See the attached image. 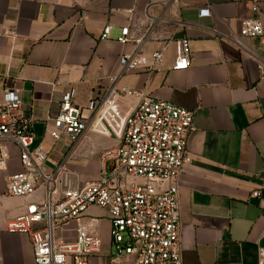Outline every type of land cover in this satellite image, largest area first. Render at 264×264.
Wrapping results in <instances>:
<instances>
[{
	"label": "crops",
	"instance_id": "0c3cea01",
	"mask_svg": "<svg viewBox=\"0 0 264 264\" xmlns=\"http://www.w3.org/2000/svg\"><path fill=\"white\" fill-rule=\"evenodd\" d=\"M201 8L209 14L200 17ZM250 18L264 19V0L256 11L248 0H178L167 6L164 0H0V97L7 88L20 89L32 146L47 152L45 166L52 170L68 147L67 140L49 135L63 95L74 89L72 102L88 115L89 100L102 95L109 77L119 73V56L138 46L116 40L121 28L128 26L135 40L153 28L137 52L143 63L120 74L117 86L133 93L119 102L123 112L143 98L193 112L190 161L176 182L183 264H256L257 250L264 247V47L247 37L240 45L232 41ZM108 25L109 36L101 39ZM181 37L189 41V65L166 68L174 60L173 41ZM162 49L164 68L148 70L150 54ZM116 145L113 137L87 131L65 161L68 178L74 185L96 179L101 153ZM5 149L0 264H32L29 237L7 232L6 223L40 201L43 189L24 197L7 192L8 177L22 166L17 147L8 143ZM167 183L156 185L163 189ZM84 221L102 240L101 252L86 264H110L107 211L90 207ZM60 236L73 240L75 224Z\"/></svg>",
	"mask_w": 264,
	"mask_h": 264
},
{
	"label": "built area",
	"instance_id": "2783aa9c",
	"mask_svg": "<svg viewBox=\"0 0 264 264\" xmlns=\"http://www.w3.org/2000/svg\"><path fill=\"white\" fill-rule=\"evenodd\" d=\"M166 6L178 0H164ZM251 10H258L259 0H248ZM200 17L209 14L201 8ZM161 16L158 19L161 20ZM156 22L152 24L155 26ZM111 27L102 29L100 38L109 36ZM153 28L140 40L133 39L128 26L121 28L116 40L120 44L138 43L136 50L118 58L119 73L109 77V86L98 98L89 100L82 108L72 102L74 89L67 91L52 118L49 131L54 141L67 140V151L52 170L45 166L47 152L32 146L31 118L23 109L21 92L17 87L3 90L0 97V155L7 157L6 144L19 151L22 170L7 179V192L24 197L42 187V199L30 202L24 211L8 220L6 231L29 237L32 264H86L101 252L102 240L90 232L84 221L90 207L105 209L110 225L112 253L110 264H183L180 241V197L177 180L183 166L190 161L188 135L194 129L193 112L168 101L143 98L129 112L120 108V98L133 93L117 86L120 74L136 70L143 62L137 52ZM255 39L264 47V19H245L235 44L241 38ZM174 60L166 68L186 69L190 48L186 37L173 41ZM164 51L150 54L148 70H160ZM110 136L117 145L104 150L100 170L94 180L74 185L68 178L65 161L77 141L87 132ZM144 182L135 185L132 180ZM168 182L160 189L156 185ZM258 196L259 191H253ZM75 224V238L60 236L70 224ZM256 264H264V247L256 254Z\"/></svg>",
	"mask_w": 264,
	"mask_h": 264
},
{
	"label": "rangeland",
	"instance_id": "374dc122",
	"mask_svg": "<svg viewBox=\"0 0 264 264\" xmlns=\"http://www.w3.org/2000/svg\"><path fill=\"white\" fill-rule=\"evenodd\" d=\"M132 182L135 184V185H140V184H142L143 182H144V180H142V179H134V180H132Z\"/></svg>",
	"mask_w": 264,
	"mask_h": 264
}]
</instances>
